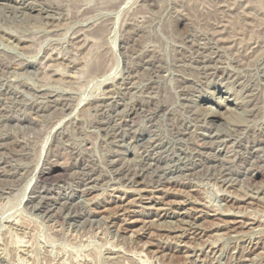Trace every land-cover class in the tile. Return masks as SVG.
<instances>
[{
  "label": "rangeland",
  "instance_id": "rangeland-1",
  "mask_svg": "<svg viewBox=\"0 0 264 264\" xmlns=\"http://www.w3.org/2000/svg\"><path fill=\"white\" fill-rule=\"evenodd\" d=\"M0 264H264V0H0Z\"/></svg>",
  "mask_w": 264,
  "mask_h": 264
},
{
  "label": "bare ground",
  "instance_id": "bare-ground-1",
  "mask_svg": "<svg viewBox=\"0 0 264 264\" xmlns=\"http://www.w3.org/2000/svg\"><path fill=\"white\" fill-rule=\"evenodd\" d=\"M60 172V170L56 168H49L47 171H44L41 175L42 179L48 180L51 179L52 177L55 178V176ZM63 174V173H62ZM57 178V177H56ZM138 192V191H137ZM143 193V192H142ZM140 196V195H139ZM144 196V195H143ZM141 199V198H140ZM148 202V201H147ZM154 203V202H153ZM131 204V203H130ZM151 204V203H150ZM119 205V204H118ZM143 206V205H142ZM154 207V206H153ZM122 208V207H121ZM124 210V209H123ZM127 210V209H126ZM125 210V211H126ZM125 213V212H124ZM160 219V218H159ZM227 221V220H226ZM227 227V226H226ZM198 234V233H197Z\"/></svg>",
  "mask_w": 264,
  "mask_h": 264
}]
</instances>
